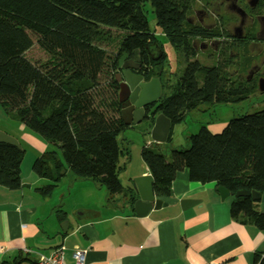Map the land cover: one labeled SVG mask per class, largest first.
Wrapping results in <instances>:
<instances>
[{
	"label": "trees",
	"instance_id": "trees-1",
	"mask_svg": "<svg viewBox=\"0 0 264 264\" xmlns=\"http://www.w3.org/2000/svg\"><path fill=\"white\" fill-rule=\"evenodd\" d=\"M196 2L0 0V106L17 126L48 144L33 166L39 178L52 184L38 189L40 192L51 195L70 170L77 179L104 186L109 195L133 208L135 196L119 180L131 154L129 141L120 138L128 126L120 117L115 80L124 53L131 56L140 49L150 71L146 81L160 79L158 113L173 127L201 106L235 103L257 89L256 81L232 79L227 71L231 51L237 52L243 72L251 67L248 50L257 29L251 27L247 37L229 41L223 27L208 29L188 21ZM146 3L156 14L158 29L185 60L175 86L165 81V54L158 62L147 56V46L159 42L149 29ZM212 37L226 40L214 53V64L208 66L197 58L193 41ZM35 45L42 57L33 60L27 53ZM167 90H172V96H166ZM223 130L212 134L202 126L189 136L188 148L172 150L169 157L155 146L145 147L141 158L151 171L154 194L171 197L173 181L185 170L190 181L201 185L214 183L235 194H263L264 108L231 120ZM171 137L172 132L169 144ZM50 146L54 148L50 150ZM25 153L21 145L0 144V187L16 191L24 186L20 174ZM233 199L231 216L243 217L264 231V204L251 197ZM57 212L60 218L64 214ZM255 264H264V254L257 255Z\"/></svg>",
	"mask_w": 264,
	"mask_h": 264
},
{
	"label": "crops",
	"instance_id": "crops-1",
	"mask_svg": "<svg viewBox=\"0 0 264 264\" xmlns=\"http://www.w3.org/2000/svg\"><path fill=\"white\" fill-rule=\"evenodd\" d=\"M181 61L185 63L183 57ZM23 138L37 142L30 134ZM120 138L129 141L131 153L119 174L126 189L134 185L133 179L152 176L141 158L142 150L152 147V139L147 124L128 127ZM37 139L44 152V141ZM172 140L173 132L170 144L166 141L157 148L174 150ZM32 181H23L16 191L0 187V264H36L40 254L50 255L59 247L67 264H74L71 256L79 250L88 251L86 264H255L257 255L264 254V231L243 217H232L234 199L221 200L214 183L190 181L187 170L173 181L171 197L156 196L167 206L142 217L133 208L122 210L117 206L121 201L109 205L90 197L95 191L106 199L95 183L82 187L78 181L82 185L77 189L73 177L71 185L59 189L60 200L53 202V197H39L33 190V184L42 181L36 176ZM66 196L75 197L69 202L72 213L63 201ZM182 200L197 204L183 210Z\"/></svg>",
	"mask_w": 264,
	"mask_h": 264
},
{
	"label": "rangeland",
	"instance_id": "rangeland-1",
	"mask_svg": "<svg viewBox=\"0 0 264 264\" xmlns=\"http://www.w3.org/2000/svg\"><path fill=\"white\" fill-rule=\"evenodd\" d=\"M239 3L241 5H243V7L248 8V5L246 4V0H239L238 4ZM194 6H195L194 7L195 12L198 8L201 7V6H199V3H197V2ZM144 11H145V14L147 16V21L149 23V29L152 33L156 34V37L158 38L159 45H161V47H162V49L165 52L166 57H167V61H166L167 72L165 71L166 72L165 81L169 82L170 85L175 86L177 84V79L183 74V70H184L183 68L185 67V63L183 61H181L182 57L177 52L176 48L173 45H171L168 38L163 33H161L160 29H158L156 14L154 13L153 8L151 7L150 3H146V5H144ZM194 11L189 16V18L196 20V19H194V17H195ZM228 15H229V17H232L231 12H228ZM216 17H217V15L215 14L214 17L206 20L204 22V24L206 26H208L209 24H214V23L217 26L223 25V27H225L226 30H229V32H233L234 27H239V20H240L239 17L234 18L233 24H231L229 22L226 23L223 21H221V23L219 24L218 22H220V19L216 18ZM225 18H227V17H225ZM249 22H250V20H248V23ZM248 23L243 24V26L246 25L244 27L245 32H247L249 30L247 28L249 26ZM196 44H197V48H199L202 45L206 47V45L208 43L206 41H203L202 39H197ZM262 49H263V44L261 42L260 43L257 42V44L251 45L249 50H248L249 51L248 54H250L252 56L251 66H255L257 68L258 73H259V75H255V74L252 75L251 80L256 81L257 84H258V79H257L258 76L262 77V73H264V54L262 53ZM211 51H215V50L206 49V48H204L203 50L198 49V50H196V56H197V58H199V60L201 62H203L204 65L211 66L216 61V55H214V53H212ZM231 56H232V63L230 65V67L227 68V71L231 75L232 79H235V80L243 79L244 81H246L245 78H246L248 70H247V72L242 71V67L239 65V63H241V62H239V59H238L239 56L237 55L236 51L235 52L231 51ZM27 57L35 60V59L42 57V52L35 45V47H33L30 50V52L27 53ZM165 93H166L167 97L172 96V90H167V91H165ZM263 108H264V91H260L259 89H256L252 94H249V96L247 98L242 99V100H238L235 103H229L226 105L216 104V105H212V106H201L200 109H196V110L191 111L186 116V118H185L186 120L184 122L176 124L173 127V129L171 131V132H173V140H172L171 145H173L174 150L175 149L176 150L181 149V148H188L189 143H188L187 138L192 134H197L202 126H205L208 129V131H210L212 134H214V133L218 134V133H221L224 131L223 129L226 127V125L231 120L238 119V117H241L244 115H250L253 113H258V112L262 111ZM1 131L5 132L10 137L17 139L18 142L20 143L22 149L24 151H26L23 162H22V166H21L20 176H22V180L24 181L25 184L28 182L33 183L32 176H36L37 178H39V176L36 175V173L33 171V166L35 164L34 162L40 156V154L43 153V151L40 150V148L38 147L39 145L37 142H39L40 140H38L37 138H40L42 141H44L46 147H48L47 146L48 144L45 142V140L43 138L32 133L30 130H25V128H20L19 126H17V123L14 120H11L9 118L8 114H6L4 109L0 106V132ZM26 134H30V136H32V138L37 137V138H35V140L37 142L30 141L29 139L25 140L23 137ZM53 148H54V146H50L49 149L52 150ZM168 149L164 148V149H161L160 151L169 157L171 155L172 150H170V149L168 150ZM67 171L69 173H67V175L64 178H62L60 183L59 182L57 183L58 186L55 187V189L51 195H45V194H43V192H40L38 190V189H40V190L44 189L45 186L52 185L49 180H46L44 178H41V179L39 178L40 182L42 181L41 183L33 184V187H32L33 190L34 189L36 190L39 197H41V195H43L47 199H49L50 197H53V202H54V201H56V199H59V195H60L59 189L61 187H64L65 185H68V186L71 185L73 177H74L75 181L83 182V185L80 182H78V184H76L77 189H79V187L81 185H82V187L84 185L86 186V182H90L89 184L93 183V181H84V180L79 179V178L77 179L76 176L70 170H67ZM71 178H72V180H71ZM67 181H69V182H67ZM95 185H96V183H95ZM99 187H100L101 191L104 192L106 199H103L101 194L99 192H95V191H93L89 196L90 197L93 196V198L100 201L101 203L105 200L106 203H108L109 205L110 204L116 205L117 202L119 203V201H121V200H119V197H114V196L109 195L107 189L104 186L103 187L99 186ZM74 198H75L74 196H66V198H64L63 201L69 204V207L67 208V210H69L71 208L69 202H72V200ZM119 205H120L121 209L123 208V206H125L126 208L129 207V209L131 208L130 205L128 206V204H126L123 201H121V204H117V206H119ZM72 210L73 209H70L71 213L73 212ZM56 211L62 212V209L59 208ZM57 213H59V212H57Z\"/></svg>",
	"mask_w": 264,
	"mask_h": 264
},
{
	"label": "water",
	"instance_id": "water-1",
	"mask_svg": "<svg viewBox=\"0 0 264 264\" xmlns=\"http://www.w3.org/2000/svg\"><path fill=\"white\" fill-rule=\"evenodd\" d=\"M258 1L251 0V6L253 8L257 7ZM238 28L241 29L240 26ZM151 47L150 45L147 46V56L150 58H152L150 54ZM133 54L134 57L132 59H127L128 54L124 53L117 66L118 71L115 80L119 84L120 117L122 122L128 127L132 125L145 126L147 124V129L152 139L151 146L158 147V144H164L168 140L173 127L171 121L164 114L158 113V102L162 98V83L158 77H152L149 81H144L150 71L148 70L145 75L141 74L138 71L142 67L141 59L139 58L140 49H136ZM258 89L264 91V79L260 80ZM152 121L154 122L152 123ZM151 124L152 127L149 129ZM2 143L20 148L18 140L3 131L0 132V144ZM133 184L129 189L135 196L133 209L138 217L145 216L152 210H159L167 206V201L163 202L154 194L152 176L135 178L133 179ZM216 190L223 201L233 196L236 198L251 197L253 201L264 204V193L241 191L235 194L219 186L216 187ZM180 204L183 210H186L191 208L193 204H197V202L194 200H182ZM261 213L264 214V208Z\"/></svg>",
	"mask_w": 264,
	"mask_h": 264
},
{
	"label": "flooded vegetation",
	"instance_id": "flooded-vegetation-1",
	"mask_svg": "<svg viewBox=\"0 0 264 264\" xmlns=\"http://www.w3.org/2000/svg\"><path fill=\"white\" fill-rule=\"evenodd\" d=\"M251 0H246V4L248 5V8L243 7V5H241L240 3L238 4L239 0H197V3H199V6H201L200 8H196V12L194 11V19L193 20L191 18L188 17V21L193 24V25H200V26H204L206 28H217V27H223V25H216L214 24H209L208 26H206L204 24V22L206 20H208L209 18L214 17V15L216 14L217 17L220 19V22H218L219 24L221 23V21L226 22V23H231L233 24L234 22V18L239 17V26L241 27V29H239L238 27H234V31L233 32H229V30H227L228 34L230 35L231 39H227L229 41H235L236 39H242L247 37V35L249 34L248 30L247 32L244 31V27L243 24L248 23V20H250V22L248 23L249 26L247 27L248 29L251 27H255L257 30L256 33V37H255V41L251 42V44L249 45V48L251 45H255L258 43H262L263 44V48H264V0H259L258 1V6L257 7H252L250 4ZM242 3V2H241ZM228 12H231L232 17H229ZM227 17V18H225ZM250 18V19H249ZM212 25V26H211ZM211 26V27H210ZM225 29V27H223ZM246 28V29H247ZM226 30V29H225ZM223 32H221L222 34ZM240 37V38H238ZM226 40V37H212L209 40H203L206 41L208 44L205 46H201L199 48H197V40L193 41V46L195 48V50H203L204 48L206 49H213L215 51H211L212 53H216L219 51V49L222 46V42H224ZM151 50H150V54L153 58L154 61L158 62L160 60L161 57V51L163 50L161 46L156 47L157 45H153L150 44ZM263 50V49H262ZM148 52V51H147ZM122 57V56H121ZM120 57V58H121ZM134 57V54H132L131 56L128 55L127 59H132ZM119 58V59H120ZM139 58L141 59V69H139L138 71L145 75L146 72H148V69L146 67V65H144V61L142 58V54H139ZM259 75L257 68L255 66H251L248 69L247 75H246V81H252L251 77L252 75ZM264 73H262V77L258 76V84L260 82L261 79H264ZM144 81H146V79H144ZM258 84H257V89H258Z\"/></svg>",
	"mask_w": 264,
	"mask_h": 264
},
{
	"label": "built area",
	"instance_id": "built-area-1",
	"mask_svg": "<svg viewBox=\"0 0 264 264\" xmlns=\"http://www.w3.org/2000/svg\"><path fill=\"white\" fill-rule=\"evenodd\" d=\"M87 250H79L72 254V260L74 264H86ZM36 264H67L65 261L64 249L61 247L56 248V251L50 255L40 254Z\"/></svg>",
	"mask_w": 264,
	"mask_h": 264
},
{
	"label": "bare ground",
	"instance_id": "bare-ground-1",
	"mask_svg": "<svg viewBox=\"0 0 264 264\" xmlns=\"http://www.w3.org/2000/svg\"><path fill=\"white\" fill-rule=\"evenodd\" d=\"M163 54H165V52L162 50V51H161V58L163 57ZM164 58H165V61H167L166 54H165V57H164ZM183 69H184V68H183Z\"/></svg>",
	"mask_w": 264,
	"mask_h": 264
},
{
	"label": "clouds",
	"instance_id": "clouds-1",
	"mask_svg": "<svg viewBox=\"0 0 264 264\" xmlns=\"http://www.w3.org/2000/svg\"><path fill=\"white\" fill-rule=\"evenodd\" d=\"M152 147H154V146H152ZM156 147V146H155Z\"/></svg>",
	"mask_w": 264,
	"mask_h": 264
}]
</instances>
